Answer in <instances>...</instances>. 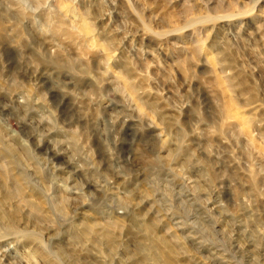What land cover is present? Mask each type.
<instances>
[{
	"label": "rangeland",
	"instance_id": "374dc122",
	"mask_svg": "<svg viewBox=\"0 0 264 264\" xmlns=\"http://www.w3.org/2000/svg\"><path fill=\"white\" fill-rule=\"evenodd\" d=\"M0 264H264V0H0Z\"/></svg>",
	"mask_w": 264,
	"mask_h": 264
}]
</instances>
